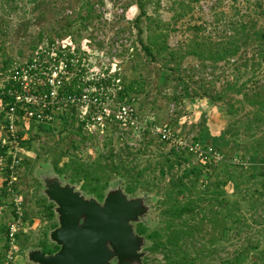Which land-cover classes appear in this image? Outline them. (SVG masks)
Wrapping results in <instances>:
<instances>
[{
	"label": "trees",
	"instance_id": "1",
	"mask_svg": "<svg viewBox=\"0 0 264 264\" xmlns=\"http://www.w3.org/2000/svg\"><path fill=\"white\" fill-rule=\"evenodd\" d=\"M201 1L172 0V6L168 10L173 12L176 7H179L183 14H186L195 9ZM161 4L162 0H136L137 15L134 19L126 22V15L120 19L125 23V30L129 32L130 37L136 38V42L134 41L127 51H131L129 61L136 63L141 59L148 67L153 66L159 86L172 84L173 95L165 98L168 103L178 106L183 99L188 98L190 101L207 100L213 105L224 106L228 118L227 128L217 137L210 136L205 121L193 128L196 130L193 142L203 148L211 147L225 157L224 161L220 164L208 165L191 153L176 152L170 147L168 154L159 155L161 159L159 163L139 170L133 166V163L137 157L148 154L153 146V138H147L148 133L145 131L139 136L142 145L135 153H129L130 149L125 147L126 150L118 155L111 150L107 156L101 155L85 163L78 153L73 156L66 152L64 153V156H68L66 163L60 166L54 162L53 169L56 175L61 179L65 178L70 184H81L82 192L99 201L104 198L109 182L114 177H117L118 182L123 185L125 194L129 197H136L138 194L161 196V199L156 201L161 208L157 227L154 230H148L145 224L136 226V233L145 239V249L152 255H161L162 261L158 264H205L204 259L213 256L212 253L215 252L213 248V251L207 249L208 241L209 245L214 247L228 233L240 234L244 230L251 232V226H264V71L261 77L257 79L254 77V73L261 70L264 65V25L261 24V21H264V6L260 0H257L254 5L253 9L259 19L251 20L249 17L245 19V16H241L234 21H228L219 41H215L210 35L198 37L195 34L176 48H170L167 43L168 35L174 30L176 18H182L184 15L177 14L172 23L163 27L164 22L161 17L154 15L158 14ZM76 5L77 9L67 15L69 5L63 0H0V11L8 17L15 15L25 19L29 15L38 14L37 19H44L42 12L48 10L54 22L61 14L64 15V20L58 29L42 27L38 30L36 45L32 47V54L28 58V61H31L33 53L39 51L38 46L45 40L51 47L57 40L71 41L75 36L76 40L80 41L87 30L104 29L100 28L106 24H102L103 15L97 13L94 8L96 5L103 7V0H98V4L93 3L92 0H77ZM149 10L154 12L150 14ZM93 21H96L97 26L92 24ZM1 22L5 21L0 16V24ZM259 22L260 26L256 28ZM51 34L57 39L51 38ZM221 65L223 71L235 73V81H225L218 91L216 84H219V80L209 82L203 78L195 80L193 77L198 68L202 72L209 71L207 75L214 77L216 69ZM5 68L0 73L8 69L5 70ZM241 72L244 75H240ZM244 77L248 78L242 82ZM117 81L118 85H116ZM69 85L66 90L71 92L76 86V79ZM95 85L100 94L104 93L106 88L115 91L114 105L127 104L132 106V109L136 104L142 109L144 105L142 100L150 96L162 97L156 87H152L150 78L145 77L128 79L115 74L109 79L100 80ZM80 94L81 90H76V95ZM135 113L139 119L145 117L136 111ZM87 119H89L88 116L81 117L79 109L73 106L68 112L58 115L53 124L35 123L29 131L21 133L20 147L24 152L28 151L32 141L39 138L38 135H53L54 125L58 122L61 128L59 133L67 129L70 132L76 126L75 131L81 134ZM118 127L116 123L110 125L107 136L102 142L103 148L108 149L106 140L111 134L109 132L111 130L114 132ZM166 127L171 129L168 124ZM33 129L37 130L38 135L35 137L30 135ZM242 129L243 136L251 140L255 146L247 148L245 152L248 154L247 159L244 156L241 157L242 161L250 165L248 173L244 172L241 166L231 164L232 157L229 154L234 155L240 150L239 130ZM95 140V137L87 136L82 139V144H85V141L93 144ZM4 150L6 148H0V156L3 155ZM259 152L262 153L261 156L258 155ZM192 159H195L196 163H192ZM9 163L10 159H8ZM207 168L213 171L209 175L205 174L204 180L206 182L213 180L215 184L213 189L205 186L206 184L202 188L198 187L200 179L203 178L202 172ZM9 177V165H7L0 174V180H2L0 208L2 210L10 208L7 223L0 224V234H3L5 239V252L8 249L10 226L17 219L15 205L7 188ZM39 185L42 187L41 184ZM13 190L16 192L17 188ZM180 198L183 200L181 201ZM148 200H151L150 197ZM38 201L42 204L45 219L52 222L55 218L53 206L48 204L41 194ZM239 202L248 203V210H255L258 207L262 209L261 215L257 216L259 220H254L255 217H251L250 214L253 225L249 226L244 222V215L240 216ZM197 217L200 219L199 223L194 222L198 219ZM23 220H26L24 211ZM205 224L210 225L212 230V234L210 230L211 235L207 245L203 235ZM56 227L57 224L53 223L50 231ZM50 231L43 233L44 241L39 244V247L32 249H39L45 255L55 253L58 249L47 239ZM256 237V235L253 238L251 235L248 236L245 239L247 245L240 251H235L231 258L222 260L221 264H242L244 260H249V256H253L264 264V244L263 247L260 246L261 243ZM228 243H230L229 240ZM261 247L262 250H260ZM5 252L1 256L0 264H3Z\"/></svg>",
	"mask_w": 264,
	"mask_h": 264
},
{
	"label": "rangeland",
	"instance_id": "2",
	"mask_svg": "<svg viewBox=\"0 0 264 264\" xmlns=\"http://www.w3.org/2000/svg\"><path fill=\"white\" fill-rule=\"evenodd\" d=\"M63 1L69 5L66 12L67 15L73 13L77 9V0ZM92 1L95 4H98V0ZM103 1V7H98V5L94 7L97 13L99 12L103 15L102 24L106 23L100 27L104 28L103 30H87V32L81 36L82 40L80 41H77L75 36L71 39L72 42L70 40H57V44L54 48L59 49L62 52V55H65L63 57H66V55L71 57L73 54L74 57H79L78 61L82 65L84 77H96L98 78V81L99 79H109L115 74L128 79H135L137 77L150 78L152 87H156L162 97L155 98L154 96H150L147 99H143L142 101L144 105L142 109H140L138 104L133 106V109L136 112L141 116H145L143 119H151L153 122L165 127L166 124H168L170 125L171 130L179 136L196 135V130L193 128L203 121H205L206 128L211 137H217L220 132L224 131L227 128L228 120L224 106L221 104L213 105L207 100L190 101L188 98L183 99L178 106L168 103L165 98H169L173 95L172 84L170 83L159 86L153 66L148 67L141 59L137 60L136 63L129 61L131 51H127L132 47L134 41L136 42V38L135 36L130 37L129 32L125 30V23L120 21V19L125 15L126 22L134 19L137 15V10L135 8L136 0ZM171 1L172 0H162L158 14H154L155 16L158 15L161 17L164 22L162 25L163 27L168 23H172L173 19L177 17V14L184 15L182 18H176V25L173 28L174 30L168 35L167 43L170 48H176L183 43V41L195 34L198 35V37L210 35L215 41H219L224 34V26L228 21H234L241 18V16H245V19H247V17L251 20L259 19L253 9L257 0H202L195 9L186 12V14H183V11L179 7H176L175 11L173 10V12H169L170 10L168 9L172 6ZM260 1L264 6V0ZM153 12L154 10H149L150 14ZM42 13L44 19H37L36 17H38V14H32L27 18L22 19L19 18L20 16L18 17L15 15H10L9 17L5 16L0 11V16L5 21L0 24V72L5 66L8 68L13 62L18 63L28 61L29 56L32 54V47L36 45L38 30L42 27H47L48 29L53 28L56 30L64 20V15L62 14L60 17H57V20L54 22L53 16L48 10H43ZM92 24L97 26L96 21H93ZM261 24L264 25V21H261ZM259 26L260 22L259 24H256V28ZM196 28L199 30L197 31ZM51 38L54 40L57 39L53 35ZM46 42L47 41L45 40L42 45L38 46L39 51L48 47ZM69 48L71 51L68 50ZM37 52L33 53V55ZM7 68H5V70ZM263 71L264 65L261 70L254 73V77L256 79L261 77ZM208 72L209 71L202 72V70L198 68L197 73H194L193 77L195 80L196 78H203L209 82L219 80V84H216L217 91L222 88L225 81H235V73H232V71H223L222 65L216 69L214 77L207 75ZM240 75H244L243 72H241ZM71 77H75L74 74ZM248 77L242 78L241 81H245ZM96 83L97 81H95V84ZM95 84L91 87H95ZM85 85L86 83H82L80 84V87L86 88L84 87ZM116 85H118V81L116 82ZM106 93L107 97L111 98L110 102L114 105L116 103L114 101L115 91L109 89ZM153 102L155 104H152ZM231 120L233 121V119ZM112 124L113 123L105 124L102 129H99L101 126L97 124H91L89 129L84 128L83 133L81 134H78L75 131L76 126H74L70 132L69 129H67L64 132L59 133L61 129L59 122L54 125L55 130L53 135H38L37 130L35 129L31 131L30 135L32 137L38 135L39 138L34 139L31 143L30 150L25 151L21 155L17 176L18 180L16 183V188L21 197L22 210L26 213V220L21 222L19 230L15 232V234L18 235L16 238L17 241L14 239L12 243L13 245H11L10 249L6 251V253L10 251L14 253V264H28L26 260V252L29 249L39 247V244L44 241L43 233L50 231L51 225L56 223L55 218L52 222L45 219L42 204L38 201L42 190V187L39 185L40 179L55 174L53 169L54 162L63 166L68 160V156H64V153L66 152L73 156L78 153L81 160L85 163H89L101 155L107 156L108 152L111 150L115 155H118L126 150L125 147L130 149V151H128L129 153H135L137 149L141 148L142 144H140V138H133L131 130L125 131L120 127L115 129L114 132L112 130L109 132V134H111L106 140L108 149L103 148L102 142L105 140L110 125ZM239 131L241 148L238 152L234 153V155L233 153H229L232 157L230 160L231 164L239 165L243 168L244 172H247L250 165L248 162L242 161L241 157L244 156L246 157L245 159H247L248 154L245 153L247 148L255 146L252 144L251 140H248L243 136V129ZM72 132L74 133L72 134ZM87 136L95 137L96 140L93 141V144L88 141H85V144H82V139ZM146 137L152 138L150 135ZM152 145L153 146L150 148L148 154L136 158L137 160L133 163L134 167L139 168L140 170L147 169L149 165H156L161 160L159 155L168 154L170 149L168 145H164V143L162 145L156 138H153ZM258 155L261 156L262 153L259 152ZM130 158L133 157L130 156ZM192 163H196V160L192 159ZM211 171L213 170H210L209 168L203 170V178L200 179L198 184L199 188H202L205 184V186H209L210 189L215 187L213 180L211 182H206L204 180L206 177L205 174L209 175ZM149 173L152 172L149 171ZM155 173L157 174V172ZM245 175L247 176V174ZM62 181L64 183L68 182L65 178H63ZM1 182L2 180L0 181V184ZM117 185H120L123 188V185L118 182L117 177H114L110 180L108 188H113ZM75 186L77 187V190L82 192L81 184H75ZM228 191L230 190L228 189ZM82 193L85 197H90L84 192ZM141 196L146 198V203L150 207L145 225L148 230H154L159 224L161 209L156 201L160 200L161 196H155V194L148 196L138 194L136 197ZM149 197L151 200H148ZM180 200L182 201L183 199L180 198ZM239 204L241 203L239 202ZM248 208V203H242L240 216L242 217V215H244V222L251 226L253 224L250 218L253 216L255 217L254 220H259L257 219V216L261 215L262 209L258 207L255 210H248ZM9 211L10 208L8 210H0V215L4 213L1 216L3 223H7V215ZM199 221L200 219L198 218L194 222L199 223ZM210 230V225L205 224L203 227V235L205 236L204 242L206 245L207 240H209L210 235L212 234V230L211 234H209ZM250 230L252 231L246 232L244 230L240 234L228 233L221 242H218L214 246L215 248L210 246L208 241L207 249L210 251H213L214 249L215 252L212 253L213 256L206 257L204 263L221 264L222 260L225 261L226 259L231 258L235 251H240L242 247L247 245V240L245 239L250 235L252 238L256 235V239H259V242L261 243L260 246L263 247L264 226H251ZM226 239H228L230 243H228V240ZM4 244L5 243H2L0 245V260H2L1 256L6 250ZM262 247L260 250H262ZM142 251L144 252V257L141 259V264H158L162 261L161 255H152L145 248ZM254 261L256 262L253 263ZM242 264H263V262H259L253 256H249V260H244Z\"/></svg>",
	"mask_w": 264,
	"mask_h": 264
},
{
	"label": "built area",
	"instance_id": "3",
	"mask_svg": "<svg viewBox=\"0 0 264 264\" xmlns=\"http://www.w3.org/2000/svg\"><path fill=\"white\" fill-rule=\"evenodd\" d=\"M56 44L38 51L31 61L13 62L5 72L0 73V148H6L0 156V174L9 165L7 188L17 217L10 226L7 251L14 239L17 241L15 232L23 221L21 197L18 189L16 192L13 190L18 180L20 158L24 153L20 147V134L29 131L35 123L53 124L58 115L68 112L73 106L79 109L81 117L88 116L84 128L89 129L91 124H97L102 129L105 124L116 123L125 131L131 130L133 138L146 131L176 152L191 153L205 164L214 165L224 161L223 155L211 147L203 148L194 143V135H176L171 129L151 119H139L130 105H113L106 93L109 88L100 94L96 85L91 87L101 79L98 81L96 77H84L79 57H74V54L72 57H63L65 55L54 48ZM73 74L75 77H71ZM74 79L76 86L69 92L66 88ZM82 83H86V88L80 87ZM76 90H81V94L76 95ZM13 255L11 251L5 252L3 264H14Z\"/></svg>",
	"mask_w": 264,
	"mask_h": 264
},
{
	"label": "water",
	"instance_id": "4",
	"mask_svg": "<svg viewBox=\"0 0 264 264\" xmlns=\"http://www.w3.org/2000/svg\"><path fill=\"white\" fill-rule=\"evenodd\" d=\"M40 184L57 224L47 239L58 250L45 255L29 249L28 264H141L146 242L136 226L145 224L150 211L144 196L129 197L117 185L99 202L56 174L42 177Z\"/></svg>",
	"mask_w": 264,
	"mask_h": 264
},
{
	"label": "crops",
	"instance_id": "5",
	"mask_svg": "<svg viewBox=\"0 0 264 264\" xmlns=\"http://www.w3.org/2000/svg\"><path fill=\"white\" fill-rule=\"evenodd\" d=\"M0 210L2 211V208H0ZM2 214H4V213H2ZM2 214L0 215V224H3V219H2ZM2 221V222H1ZM2 243H5V239H4V235L3 234H0V245L2 244Z\"/></svg>",
	"mask_w": 264,
	"mask_h": 264
},
{
	"label": "flooded vegetation",
	"instance_id": "6",
	"mask_svg": "<svg viewBox=\"0 0 264 264\" xmlns=\"http://www.w3.org/2000/svg\"><path fill=\"white\" fill-rule=\"evenodd\" d=\"M102 200H103V199H102ZM102 200H101V201L98 200V201H99V202H102Z\"/></svg>",
	"mask_w": 264,
	"mask_h": 264
}]
</instances>
